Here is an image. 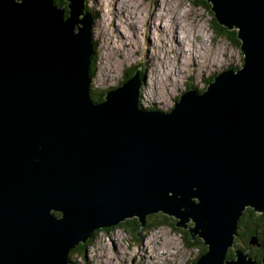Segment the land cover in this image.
Instances as JSON below:
<instances>
[{
	"label": "water",
	"instance_id": "1",
	"mask_svg": "<svg viewBox=\"0 0 264 264\" xmlns=\"http://www.w3.org/2000/svg\"><path fill=\"white\" fill-rule=\"evenodd\" d=\"M64 1L66 19L0 0V264H68L96 229L156 213L206 246L190 264H257L235 238L264 211V0H206L242 68L168 112L138 107V72L92 102L90 18Z\"/></svg>",
	"mask_w": 264,
	"mask_h": 264
},
{
	"label": "rangeland",
	"instance_id": "2",
	"mask_svg": "<svg viewBox=\"0 0 264 264\" xmlns=\"http://www.w3.org/2000/svg\"><path fill=\"white\" fill-rule=\"evenodd\" d=\"M194 1L83 0L78 18L82 20L85 15L91 22L89 38L93 58L90 85L92 102L98 103L92 97L95 100L98 97L105 100L106 92L120 87L131 69L138 67L139 106L153 112H168L181 94L190 89L203 92L219 73L228 70L235 73L242 68L243 55L236 37L238 30L227 29L228 33L216 34V30L213 31L212 28V18L215 19L212 4L206 0V4L202 0H197L198 4H194ZM61 2L57 0V3ZM64 3V6H58L53 0V4L59 8L65 9L67 2ZM67 12L68 7L66 15ZM173 18L178 28L175 36L178 39L183 36L185 47L190 51H198L195 58L198 59L199 66L193 65L189 53L173 48L174 30L170 29ZM172 76H177V83H172ZM187 224L194 225L192 221ZM114 227L115 229L111 227L109 230V227L96 229L87 240L92 243L86 252L87 258L76 257L74 262L190 264L197 257L195 247L185 246L183 238L186 236L180 235L179 227L154 229L153 232H145L142 238V233H139L138 241L130 239L118 225Z\"/></svg>",
	"mask_w": 264,
	"mask_h": 264
},
{
	"label": "trees",
	"instance_id": "3",
	"mask_svg": "<svg viewBox=\"0 0 264 264\" xmlns=\"http://www.w3.org/2000/svg\"><path fill=\"white\" fill-rule=\"evenodd\" d=\"M61 1H62L61 3H57V0H54V4L58 6H61V5L64 6L65 5L64 1L63 0ZM193 3L198 4V1L195 0ZM202 3L206 4V1L202 0ZM206 7L209 8L208 5ZM212 20L214 21L212 28H213V31L216 30L215 32L216 34L221 35L222 33L227 32V29L225 27L219 25L215 21V19L212 18ZM238 43H239L238 46H240V41H238ZM92 61H93V58H91V65H90V71H89L90 79L92 78V74H91V70L93 67ZM137 69L138 67L132 68L129 76L127 75V78L132 76L134 73H136ZM92 99L93 101L98 102V103L103 100L100 97H98L97 100H95L94 97H92ZM56 215L60 216L59 213H57ZM144 223H145L143 224L144 227H141L142 226L141 222H139V220L136 217H133L131 219H127L121 222L120 224H118V227L123 229L131 237L130 239H133L136 241H138V238H139V235H138L139 230H141L142 235L140 238H142L145 232H149V231L153 232L154 229H159L165 226H170L172 228L174 227L178 228L176 227L177 219L166 216L162 213L148 215L145 218ZM109 229H111V227H109L108 230ZM112 229H115V227L114 228L112 227ZM178 231L180 235L182 234L186 236L183 238V241L186 247L188 248L195 247L197 249L198 254H197L196 259L198 258V256L202 255L206 251L207 249L206 246L202 243V241L198 237H196L193 241L186 229L181 228V229H178ZM253 241L255 242L254 245L251 244V242ZM235 243H236L235 247L242 248L245 253L248 252V255L253 260H255L257 264H261V259L264 257V211L259 214V213H255L250 208H247L244 210L237 224V237L235 238ZM91 244H92L91 241H86V243L84 244H78L74 249H72L69 252V257L71 258V260L74 262L75 261L74 258L84 257L85 253L88 251ZM233 253L234 251L232 249L229 250L227 252L226 257L228 259L234 258Z\"/></svg>",
	"mask_w": 264,
	"mask_h": 264
},
{
	"label": "bare ground",
	"instance_id": "4",
	"mask_svg": "<svg viewBox=\"0 0 264 264\" xmlns=\"http://www.w3.org/2000/svg\"><path fill=\"white\" fill-rule=\"evenodd\" d=\"M123 4H124V1H123ZM67 8V7H66ZM66 8H65V10H66ZM124 14V13H123ZM161 17L163 16V15H160ZM68 17V15H66L65 14V19ZM125 15L123 16V19L125 20ZM152 18L153 17H151L150 18V20H152ZM149 20V19H148ZM174 18L172 19V27H170V29H172V30H174V35H172V38L174 39V42H172L173 44V48H176V49H178L179 51H184V53H189L191 56H192V63H193V65L195 66V65H198L199 66V61H197L198 59L197 58H195V57H197V53H198V51H196V50H192V51H190L189 49H187L185 46V42H184V37L182 36L180 39H178L176 36H175V34H176V29H178L177 28V25L176 24H174ZM160 27V26H159ZM226 28V27H225ZM227 29V28H226ZM235 28H233L232 30H234ZM164 32V31H163ZM189 39V38H188ZM215 63V62H214ZM90 70V69H89ZM89 70H87V73L89 74ZM176 74V73H175ZM179 75V74H178ZM89 77H90V75H89ZM171 81H172V83H177V76H172L171 78ZM90 81H91V79H90ZM148 89V88H147ZM138 107H139V105H138ZM146 111H150V112H153L152 110H146ZM145 224V223H144ZM144 227V226H143ZM93 234V233H92ZM87 254L85 253V255H84V257H86L87 258ZM152 259H153V257H152ZM68 263H69V258H68ZM76 264V263H75Z\"/></svg>",
	"mask_w": 264,
	"mask_h": 264
},
{
	"label": "flooded vegetation",
	"instance_id": "5",
	"mask_svg": "<svg viewBox=\"0 0 264 264\" xmlns=\"http://www.w3.org/2000/svg\"><path fill=\"white\" fill-rule=\"evenodd\" d=\"M68 264H75V262H73L72 260H71V258L69 257V263Z\"/></svg>",
	"mask_w": 264,
	"mask_h": 264
}]
</instances>
